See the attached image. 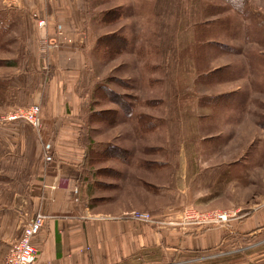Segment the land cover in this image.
<instances>
[{
  "label": "rangeland",
  "instance_id": "1",
  "mask_svg": "<svg viewBox=\"0 0 264 264\" xmlns=\"http://www.w3.org/2000/svg\"><path fill=\"white\" fill-rule=\"evenodd\" d=\"M73 51L85 205L237 211L225 243L185 264H264V226L238 228L264 206V0H0V116L42 108ZM43 120L0 122V264L45 164Z\"/></svg>",
  "mask_w": 264,
  "mask_h": 264
},
{
  "label": "crops",
  "instance_id": "2",
  "mask_svg": "<svg viewBox=\"0 0 264 264\" xmlns=\"http://www.w3.org/2000/svg\"><path fill=\"white\" fill-rule=\"evenodd\" d=\"M72 54L75 63L80 53ZM66 56L61 57L60 70L41 108L45 123L55 126L54 132L48 126L45 129L51 136L45 144L53 159H45L42 169H35L15 206L22 212L24 226L37 212L50 216L36 239L40 250L36 264H185L193 261L196 253L223 245L229 237L226 226L182 229L167 224L181 211L152 214L159 223H149L132 218L136 210L93 211L85 205L80 182L85 148L78 139L81 121L73 99L74 81L81 66L78 61L75 67L67 65ZM56 183L59 186L54 188ZM238 226L246 233L262 228L264 206Z\"/></svg>",
  "mask_w": 264,
  "mask_h": 264
},
{
  "label": "built area",
  "instance_id": "3",
  "mask_svg": "<svg viewBox=\"0 0 264 264\" xmlns=\"http://www.w3.org/2000/svg\"><path fill=\"white\" fill-rule=\"evenodd\" d=\"M17 1L19 0H10L12 3ZM35 17L40 26L46 24V19L39 16V14H35ZM20 119H24L36 129H41L43 126V118L40 105L33 104L26 109L10 112L3 117L0 116V122L5 123ZM45 159L46 161H51L53 159L48 150L45 152ZM57 186H59V183L53 185L54 188ZM131 216L137 221L159 223V221L155 220L152 215L147 212H132ZM237 216V211L213 210L210 212H199L190 208L183 211L180 221H169L167 224L179 226L182 229L224 226V224L231 222V220ZM49 218V215L37 212L24 226L20 238L11 244L3 264H36L39 257L36 239L45 228L46 221Z\"/></svg>",
  "mask_w": 264,
  "mask_h": 264
}]
</instances>
